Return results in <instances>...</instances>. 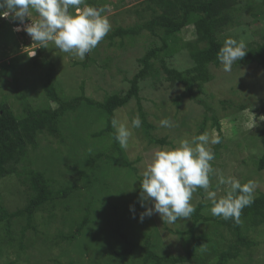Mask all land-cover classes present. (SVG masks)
<instances>
[{
    "label": "rangeland",
    "instance_id": "rangeland-1",
    "mask_svg": "<svg viewBox=\"0 0 264 264\" xmlns=\"http://www.w3.org/2000/svg\"><path fill=\"white\" fill-rule=\"evenodd\" d=\"M262 1L239 0L237 7L240 10L232 16L231 22L218 31L221 40L243 38L246 48L249 44L260 43L264 36ZM96 2L111 22L108 34L117 27H129L150 18L142 0ZM17 23L0 18V103L10 105L17 116L23 115L25 101L34 108L57 106L50 98V89L46 84L51 65L54 66L52 76L59 95L65 98L79 96L83 85L87 97L103 102L109 95L123 94L129 88V79L141 68L139 58L151 46L161 43L159 36L148 31L112 40L107 34L81 60L61 52L51 42L48 48L34 43L25 31H14L19 26ZM195 31L194 25L184 27L177 34L179 42L196 39ZM34 51L36 55L31 56ZM31 57H36V64ZM43 59L48 62H43ZM165 61L169 67L180 70L192 66L185 49L165 56ZM210 70L213 78L204 84L201 92H196L197 99H203L213 108L223 132L221 146L215 150L216 144L210 145L215 154L211 163L217 171L210 177L209 190L217 191L218 198L225 194L226 186L220 185L217 190L218 176L222 174L233 176L242 184L255 181L254 196H257L264 192V170L258 169V160L264 150L261 142L264 68L257 63L238 65L235 62L230 72H225L221 63L219 66L211 65ZM139 86L146 119L152 125L149 133L156 139H164V143L151 142L143 123L140 128H131V120L136 115L142 121L135 99L115 111V118L127 123L132 132L128 147L125 149L119 145L120 151L113 147L112 134L102 132L107 123V114L103 110L81 105L74 111H68L61 119L60 134H39L38 146H29L27 156L16 165L17 172L0 180V203L8 211L17 210L27 203L31 190L22 180L33 169L51 177L55 188L77 185L81 189L36 211V231L28 229L22 245L21 230L26 224L25 219L15 220L9 237L1 223L0 243L5 244L0 246V264H58L70 261L73 264H145L147 238L150 239V249L160 256L176 257L184 253L187 236L174 231H185L192 222L191 217L168 224L159 214H153L140 221V213L152 206L150 200L141 201L142 172L156 151L173 148L182 138L204 132L211 136L218 132L213 125L212 112L203 104L187 95L177 103L176 98L184 88L181 83L174 84L166 78L159 61H155L151 74L140 80ZM165 118L173 121L175 126H160L159 122ZM253 119L256 124L252 128ZM204 124L205 129L201 131ZM92 169H95L91 175L93 183L87 191L82 171L90 174ZM201 199L206 203L202 213L212 217L211 202L206 199L203 189H197L191 203L195 207ZM87 204L91 207V221L83 232L72 242L61 239L60 234L67 235L75 230ZM130 206L134 207V212ZM196 231L211 232L221 241V246L224 240H231L232 237L212 219L200 221ZM220 232L223 233V240ZM250 238L256 242L255 245L243 249L230 264H264V225L255 228ZM129 243H133L132 254L125 259L120 258L115 252L122 251ZM149 262L146 264H153Z\"/></svg>",
    "mask_w": 264,
    "mask_h": 264
},
{
    "label": "trees",
    "instance_id": "trees-1",
    "mask_svg": "<svg viewBox=\"0 0 264 264\" xmlns=\"http://www.w3.org/2000/svg\"><path fill=\"white\" fill-rule=\"evenodd\" d=\"M238 3L239 0H142L145 11L150 12V18L129 27H117L108 34V37L112 40L116 37L135 36L141 34L143 31H148L155 36H159L161 43L151 46L139 58L141 68L129 79V88L123 94L114 93L109 95L103 102H98L87 97L83 85L81 86L82 93L79 96L65 98L59 95L52 76L54 66L51 65L46 84L50 89V98L57 103L56 107L34 108L25 101L23 104V115L17 116L10 105L0 103V180L17 172L16 165L27 156L29 146L32 148L38 146L37 138L39 134L45 132L55 136L59 135L60 123L63 116L68 111H74L81 105L95 107L107 114V123L102 132H110L112 134L113 147L115 150L120 151L121 148L115 140V130L112 127L111 121L115 118V111L118 108L126 105L131 99H135L145 132L150 136V141L159 144L164 143V139L159 140L150 135L149 129L152 125L147 122L146 112L143 109L142 99L139 95V82L151 74L155 61L160 62L166 78L171 83L182 84L184 91L176 98L177 103L187 95L189 98L203 104L207 110L212 112L213 125L218 132L217 135L220 137V143L216 144L215 148L217 150L223 140L221 124L213 108L203 99H197L196 92L197 90L201 92L204 84L213 78L210 66H219L221 63L217 59V53L223 46L224 41L221 40L218 31L227 22H231L232 16L240 10V7H237ZM89 4L101 8L96 0L89 1ZM261 4L264 6V0ZM253 15L256 16V12ZM188 25H194L196 39L180 43L177 34ZM159 32H162V34ZM183 49L187 50L192 60V66L184 70L169 67L165 61V56H171ZM246 51L245 57L240 61H236L238 65L257 63L264 68V36L260 43L249 44ZM31 58H33L32 61L36 64V57ZM46 61L48 62V60L43 59V62ZM204 129L205 124L202 125L201 131ZM261 142L264 148V128L261 131ZM258 169L264 170V150L258 160ZM93 172H95V169H92L90 174L82 171V175L86 179L84 187L87 191H90L93 183L91 177ZM22 181L27 183L31 190L27 203L14 211H8L0 203V224H4L6 231H8V237L11 235L9 230L15 220L18 218L25 219L26 224L21 230V245L28 229L36 231V226L34 225L36 211L42 210L47 205H53L60 199H66L81 189L77 185L55 188L54 180L51 177L47 176L43 171L34 169L30 170ZM200 193H202L201 190ZM205 207L206 203L201 199L195 206L194 213L191 215L192 222L190 226L185 231H174L187 236L183 254L176 257L160 256L150 249V239L147 238L146 246L144 247L143 263L146 264L151 261L153 264H230L231 260L240 256L243 249H249L255 245L256 242L250 238V234L255 228L264 225V192L254 196L253 203L242 210L239 223L231 218L225 220L222 217L205 216L202 213ZM90 215L91 207L90 204H87L85 214L81 221L77 223L75 230L67 235L60 234V238L64 241L72 242L91 221ZM210 219L216 225L231 233V240H224L221 246V241L212 236L211 232L196 231V227L200 221ZM217 234L218 232L215 233L216 236ZM223 237V233H221L220 238L222 239ZM4 244L5 242L0 243V246ZM132 244H127L122 251H116L115 253L120 258L125 259L132 254ZM58 264L73 263L70 261L69 263L58 262Z\"/></svg>",
    "mask_w": 264,
    "mask_h": 264
},
{
    "label": "clouds",
    "instance_id": "clouds-1",
    "mask_svg": "<svg viewBox=\"0 0 264 264\" xmlns=\"http://www.w3.org/2000/svg\"><path fill=\"white\" fill-rule=\"evenodd\" d=\"M103 8L87 4V0H0V18L18 21L14 31H25L41 47L48 48L49 42L61 52L70 53L83 60L111 31L112 25L104 15ZM22 26V27H21ZM246 51L243 38H227L217 53V59L225 72L232 70L236 61L242 60ZM34 51L31 56H35ZM264 120V119H261ZM115 140L121 148H127L132 132L127 123L113 118ZM160 126L171 128L175 124L168 118ZM256 124L253 119L251 127ZM139 115L131 120V128H140ZM220 143L219 135L204 132L191 138H182L173 148H164L154 153L150 163L142 172L140 181L141 201L150 200L151 207L140 213V221L159 214L168 224L178 219H190L195 211L191 203L193 193L203 189L211 202V214L239 223L241 212L254 201L256 182L241 183L233 176H218L217 190L226 186L225 194L217 197L210 191V177L215 174L212 161L215 154L210 145ZM144 207V204L141 203ZM134 212V207L130 206ZM135 218V217H134Z\"/></svg>",
    "mask_w": 264,
    "mask_h": 264
}]
</instances>
